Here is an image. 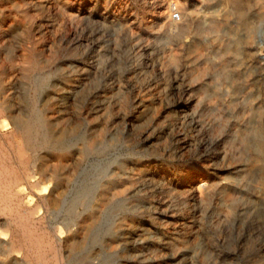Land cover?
<instances>
[{"label": "rangeland", "instance_id": "rangeland-1", "mask_svg": "<svg viewBox=\"0 0 264 264\" xmlns=\"http://www.w3.org/2000/svg\"><path fill=\"white\" fill-rule=\"evenodd\" d=\"M262 41L264 0H0V264H64L78 244V264H264V182L234 169L264 164V139L242 140L264 138ZM36 114L70 151L24 147L14 122Z\"/></svg>", "mask_w": 264, "mask_h": 264}, {"label": "bare ground", "instance_id": "bare-ground-1", "mask_svg": "<svg viewBox=\"0 0 264 264\" xmlns=\"http://www.w3.org/2000/svg\"><path fill=\"white\" fill-rule=\"evenodd\" d=\"M195 1V0H194ZM37 3V2H36ZM50 3V2H49ZM172 5V4H171ZM175 5V4H174ZM162 7V6H161ZM160 7V8H161ZM175 7V9H176V6H174ZM156 14V13H155ZM159 14V13H158ZM157 15V14H156ZM154 16V15H153ZM216 18V17H215ZM163 19V18H162ZM187 24H188V22H184V23H181V24H177V25H173V22H171V23H169L168 24V27L174 32V33H177V34H179V33H182L184 30H185V28L187 27ZM205 24V23H204ZM208 26H209V31H212V29H213V25H212V22L210 21L209 23H208ZM191 28V27H190ZM196 31H197V33L198 34H200V33H202V32H204V28H203V24L200 22V23H198L197 24V29H196ZM2 32V31H1ZM189 33V32H188ZM263 43H264V41H262ZM37 63V62H36ZM35 63V64H36ZM38 64V63H37ZM34 66V65H33ZM34 68V67H33ZM33 72V71H32ZM36 72V71H35ZM51 77H52V75H51ZM36 79V78H35ZM41 79H42V77H41ZM48 81V80H47ZM35 83H36V81H35ZM39 83V82H38ZM48 83V82H47ZM33 86V85H32ZM47 86V85H46ZM45 88V87H44ZM34 90V89H33ZM38 90V89H37ZM45 91V90H44ZM44 91H43V93H44ZM36 94V93H35ZM47 97V96H46ZM36 98V97H35ZM51 98V97H50ZM40 99V98H39ZM58 99V98H57ZM44 100V99H43ZM33 101V100H32ZM34 102V101H33ZM38 102V101H37ZM35 103V102H34ZM200 104V103H199ZM35 106V105H34ZM42 106V105H41ZM38 108V107H37ZM44 108V107H43ZM39 109V108H38ZM91 109V108H90ZM21 111V110H20ZM44 111V110H43ZM33 112V111H32ZM45 113H46V111H44ZM44 114V113H43ZM19 115V114H18ZM23 115V114H22ZM37 115V114H36ZM45 116V115H44ZM13 117H14V115H13ZM32 119V118H31ZM58 122H59V120H58ZM57 122V123H58ZM254 123V122H253ZM56 124V123H55ZM14 125H15V133H19V135H21L22 136V138L24 139V141H25V143H26V146H24V147H27V148H30L32 151H35L36 152V150L39 148V149H44V150H53V151H66V150H68V151H70V149H71V146L69 147H67V146H65V145H63V139H61V137L60 136H56V135H54L53 133H52V131L50 130V128L47 126V121L43 118V117H40V115H37V118L35 119V120H25V121H20V122H14ZM52 126H54V125H52ZM56 126V125H55ZM61 127V126H60ZM73 128V127H72ZM58 129H60V128H58ZM260 129V128H259ZM259 129H257V128H255V127H250L249 129H247V131L243 134V136H242V140L243 141H245V142H251V140L253 141L254 140V145H253V150L254 151H256V152H258L259 151V148H260V145H261V143L263 142V134H262V132L259 130ZM55 130V129H54ZM101 130V129H100ZM242 132V131H241ZM9 133V132H8ZM78 133V132H77ZM60 134V133H59ZM94 136H95V134H93ZM81 136V135H80ZM16 137V136H15ZM68 138V137H67ZM89 139V138H88ZM16 140V139H15ZM17 140H19V139H17ZM79 140V139H78ZM77 140V141H78ZM216 140V139H215ZM13 141V140H12ZM84 141V140H83ZM15 142V141H14ZM76 142V141H75ZM256 142V143H255ZM17 143V142H16ZM24 143V142H23ZM83 143V142H82ZM108 143V142H107ZM86 144V143H85ZM23 145V144H22ZM72 145V144H71ZM75 144H73V146H74ZM84 145V144H83ZM249 145V144H248ZM15 146V145H14ZM18 146V145H17ZM104 146V145H103ZM11 147V146H10ZM75 147V146H74ZM108 147V146H107ZM9 148V147H8ZM77 148H78V146H77ZM81 148H83V147H81ZM10 149V148H9ZM26 150V149H25ZM106 150V147L104 146V147H97V146H94V145H92V144H90L88 147H87V149H86V151L84 152V153H102V152H104ZM27 152H28V150H27ZM31 152V151H30ZM34 152V153H35ZM67 152V151H66ZM8 153V152H7ZM53 153V152H52ZM28 154H29V152H28ZM41 154V153H40ZM56 154V153H55ZM59 154V153H58ZM260 154V153H259ZM37 155V154H36ZM35 155V156H36ZM44 155V154H43ZM83 155V154H82ZM10 156V155H9ZM12 156V155H11ZM74 156V155H73ZM100 156V155H99ZM98 156V157H99ZM219 156H220V154H219ZM232 156V155H231ZM34 157V156H33ZM45 157V156H44ZM82 157H84V156H82ZM259 157H261L260 155H259ZM14 158V157H13ZM103 158V157H102ZM262 158V157H261ZM31 159V158H30ZM36 159V158H35ZM14 160V159H13ZM18 160V159H17ZM16 160V161H17ZM50 160V159H49ZM89 160V159H88ZM101 160V159H100ZM23 161V160H22ZM22 161H20V162H22ZM74 161V160H73ZM228 161H229V159H228ZM246 161V160H245ZM218 162V161H217ZM216 162V163H217ZM232 162V161H231ZM237 162V161H236ZM239 162V161H238ZM17 163V162H16ZM24 163V162H23ZM26 163V162H25ZM50 163V162H49ZM74 163V162H73ZM209 163V162H208ZM212 163V162H211ZM215 163V164H216ZM222 163V162H221ZM31 164H32V162H31ZM51 164H52V162H51ZM50 164V165H51ZM38 165V164H37ZM41 165V164H40ZM39 165V166H40ZM83 165V164H82ZM85 165V164H84ZM208 165V164H207ZM228 165V164H227ZM230 165V164H229ZM17 166V165H16ZM25 166V165H24ZM32 166V165H31ZM39 166H38V169H39ZM49 166V165H48ZM59 166V165H58ZM217 166H218V164H217ZM223 166V165H222ZM232 166V165H231ZM252 166H256L255 167V169H257V171L256 172H252V169H250ZM42 167V166H41ZM85 167V166H84ZM23 168V167H22ZM57 168V167H56ZM60 168V167H59ZM62 168V167H61ZM81 168V167H80ZM93 168V167H92ZM109 168V167H108ZM215 168V167H214ZM230 168H233V167H230ZM239 169V171L241 170L242 172H244L245 173V175L247 176V175H249V177L250 178H253V179H258V180H260L261 182H264V164L263 163H261V162H244V163H241V164H238V165H236V167H234V169ZM43 169H45V167L43 168ZM65 169V168H64ZM64 169H61L62 171L64 170ZM107 169V168H106ZM207 169V168H206ZM221 169H223V168H221ZM229 169V168H228ZM236 169V170H237ZM12 170V169H11ZM60 170V171H61ZM70 170V169H69ZM68 170V171H69ZM218 170V169H217ZM1 171V170H0ZM38 171V170H37ZM46 171V170H45ZM52 171H54L53 169H52ZM56 171H58V170H56ZM79 171H81V170H79ZM86 171V170H85ZM91 171V170H90ZM97 171V170H96ZM106 170H104V172H105ZM213 171V170H212ZM229 171V170H228ZM235 171V170H234ZM4 172V171H3ZM27 172V171H26ZM8 173V172H7ZM14 173V172H13ZM29 173V172H28ZM27 173V174H28ZM43 172H42V170H41V174H42ZM67 173V172H66ZM83 173V172H82ZM86 173V172H85ZM231 173V172H230ZM9 174V173H8ZM39 174H40V172H39ZM105 174V173H104ZM109 174V173H108ZM226 174V173H225ZM20 175V174H19ZM59 175V174H58ZM65 175V174H64ZM81 175V174H80ZM9 176V175H8ZM23 176V175H22ZM27 176V175H26ZM44 176V175H43ZM73 176V175H72ZM76 176V175H75ZM90 176V175H89ZM214 176V175H213ZM1 177V176H0ZM14 177H16V176H14ZM18 177V176H17ZM46 177V176H45ZM54 177V176H53ZM64 177V176H63ZM198 177V176H197ZM9 178V177H8ZM29 178V177H28ZM39 178V177H38ZM41 178V177H40ZM79 178V177H78ZM114 178V177H113ZM116 178V177H115ZM13 179V178H12ZM42 179V178H41ZM41 179H39V180H41ZM51 179V178H50ZM58 179V178H57ZM65 179H66V176H65ZM82 179V178H81ZM88 179V178H87ZM106 179V178H105ZM190 179V178H189ZM203 179V178H202ZM217 179V178H216ZM232 179H234V178H232ZM240 179H241V177H240ZM49 180V179H48ZM52 180V179H51ZM64 180V179H63ZM86 180V179H85ZM103 180V179H102ZM111 180V179H110ZM132 180V179H131ZM192 180L194 181L195 179H193L192 178ZM205 180V179H204ZM209 180V179H208ZM225 180V179H224ZM38 181V180H37ZM44 181V180H43ZM47 181V180H46ZM78 181V180H77ZM202 181V180H201ZM206 181V180H205ZM229 181V180H228ZM34 182V181H33ZM66 182V181H65ZM84 182V181H83ZM241 182H242V179H241ZM16 183H18V182H16ZM38 183V182H37ZM73 183V182H72ZM227 183V182H226ZM8 184V183H7ZM63 184V183H62ZM199 184V183H198ZM240 184V183H239ZM13 185H15V183L13 184ZM33 185V184H32ZM31 185V186H32ZM35 185H36V183H35ZM34 185V186H35ZM66 185V184H65ZM107 185V184H106ZM131 185V184H130ZM236 185V184H235ZM238 185V184H237ZM37 186V185H36ZM56 186V185H55ZM54 186V187H55ZM71 186V185H70ZM193 186H195V185H193ZM202 186H207V182H204V183H201L199 186H197L196 188H197V190H198V192L201 194L202 192H203V187ZM10 187V186H9ZM215 187V186H214ZM233 187V186H232ZM14 188V187H13ZM100 188V187H99ZM193 188V187H192ZM216 188H217V186H216ZM215 188V189H216ZM218 188H219V185H218ZM240 188V187H239ZM243 188V187H242ZM246 188V187H245ZM66 189V188H65ZM72 189V188H71ZM187 189V188H186ZM194 189V188H193ZM94 190H95V188H94V186L92 185V184H90V183H88V182H84L82 185H80V186H78V187H76L75 189H74V192L72 193V195H71V197L67 200V201H65V202H61L60 203V209L61 210H63L64 211V214H65V217L68 219V218H74L75 217V209H76V207L77 206H82L83 208H86L87 209V207H88V200H89V196L94 192ZM122 190V189H121ZM133 190V189H132ZM136 190V189H135ZM134 190V191H135ZM244 190V189H243ZM246 190V189H245ZM215 192H216V190H214ZM242 191V190H241ZM114 192V191H113ZM251 192V191H250ZM66 193V192H65ZM110 193V192H109ZM111 193H112V191H111ZM121 193V192H120ZM190 193V192H189ZM206 193V192H205ZM238 193V192H237ZM14 194H15V192H14ZM55 194V193H54ZM67 194V193H66ZM69 194V193H68ZM134 194H136V193H134ZM52 195V194H51ZM57 195H58V193H57ZM99 195V194H98ZM97 195V196H98ZM255 195V194H254ZM16 196H17V194H16ZM100 196H101V194H100ZM99 196V197H100ZM260 196V195H259ZM130 197H133V196H130ZM204 197V196H203ZM53 198V197H52ZM51 198V199H52ZM65 198V197H64ZM67 198V197H66ZM116 198V197H115ZM125 198H126V196H125ZM212 198H213V196H212ZM223 198V197H222ZM92 199V198H91ZM119 199V198H118ZM129 199V198H128ZM135 199V198H134ZM55 200V199H54ZM207 200H208V198H207ZM51 201V200H50ZM59 201H60V199H59ZM98 201H100V199L98 200ZM104 201V200H103ZM235 201V200H234ZM49 202V201H48ZM52 202V201H51ZM57 202V201H56ZM118 202V201H117ZM199 202V201H198ZM243 202V201H242ZM247 202V201H246ZM53 203V202H52ZM91 203V202H90ZM106 203V202H105ZM104 203V204H105ZM136 203V202H135ZM211 203V202H210ZM43 204L45 205V203L43 202ZM130 204V203H129ZM238 204V203H237ZM252 204V203H251ZM51 205V204H50ZM58 205V204H57ZM56 205V206H57ZM95 205V204H94ZM126 205V204H125ZM254 205V204H253ZM54 206V205H53ZM56 206H54L55 207V209L57 208ZM91 206V205H90ZM108 206V205H107ZM124 205H121L120 203H112V204H110V206H109V208L110 209H114V208H118V207H123ZM127 206H128V203H127ZM131 206V205H130ZM136 206V205H135ZM96 207V206H95ZM102 207H105V206H103L102 205ZM137 207V206H136ZM236 206H234V208H235ZM249 207H250V204H249ZM37 208V207H36ZM49 208V207H48ZM52 208V207H51ZM94 208V207H93ZM108 208V209H109ZM124 208H125V206H124ZM130 208V207H129ZM248 208V207H247ZM246 208V209H247ZM99 209V208H98ZM101 209V208H100ZM137 209V208H136ZM241 209V208H240ZM243 209V208H242ZM104 210V209H103ZM106 210V209H105ZM131 210V209H130ZM28 211H30V210H28ZM50 211V210H49ZM81 211V210H80ZM79 211V212H80ZM97 211V210H96ZM232 211V210H231ZM235 211H236V209H235ZM238 211V210H237ZM31 212V211H30ZM90 212V211H89ZM99 212V211H98ZM126 212V211H125ZM29 213V212H28ZM47 213V212H46ZM49 213V212H48ZM58 213V212H57ZM120 213V212H119ZM237 213V212H236ZM19 214V213H18ZM89 214V213H88ZM105 214V213H104ZM122 213H120V215H121ZM128 214V213H127ZM129 214H131V213H129ZM135 214H137V213H135ZM134 214V215H135ZM33 215V214H32ZM55 215V214H54ZM90 215V214H89ZM229 215H231V213L229 214ZM12 216V215H11ZM31 216V215H30ZM59 216V215H58ZM97 216V215H96ZM237 216V215H236ZM3 217V216H2ZM16 217V216H15ZM18 217H19V215H18ZM20 217H22V216H20ZM27 217V216H26ZM78 217V216H77ZM76 217V218H77ZM82 217V216H81ZM80 217V218H81ZM95 217V216H94ZM93 217V219H97L96 217L94 218ZM242 217V216H241ZM90 218V217H89ZM110 218V217H109ZM108 218V219H109ZM233 218H234V216H233ZM232 218V219H233ZM8 219V218H7ZM55 219V218H54ZM104 219H106V218H104ZM6 220V219H5ZM70 220V219H69ZM75 220V219H74ZM87 220H89V219H87ZM92 220V219H91ZM107 220V219H106ZM236 220V219H235ZM26 221V220H25ZM57 221V220H56ZM68 221V220H67ZM66 221V222H67ZM101 220H99V222H100ZM222 221V220H221ZM238 221H240V220H238ZM2 222V221H1ZM10 222V221H9ZM14 222H15V220H14ZM23 222V221H22ZM32 222H34V219H33V221ZM43 222V221H42ZM65 222V223H66ZM69 222V221H68ZM106 222V221H105ZM35 223V222H34ZM71 223V222H70ZM131 223V222H130ZM6 224V223H5ZM10 224V223H9ZM1 225H2V223H1ZM21 225H23V224H21ZM28 225V224H27ZM32 225V224H31ZM36 225V224H35ZM38 225V224H37ZM40 225V224H39ZM69 225V224H68ZM86 225H87V223H86ZM85 225V226H86ZM108 225V224H107ZM115 225H116V223H115ZM123 225V224H122ZM5 226V225H4ZM34 226V225H33ZM90 226V225H89ZM103 226V225H102ZM26 227V226H25ZM35 227V226H34ZM71 227V226H70ZM12 228V227H11ZM15 228V227H14ZM24 228V227H23ZM90 228V227H89ZM114 228V227H113ZM120 228V227H119ZM42 229V228H41ZM101 229V228H100ZM111 229V228H110ZM33 230V229H32ZM109 230V229H108ZM119 230V229H118ZM83 231V230H82ZM92 231V230H91ZM22 232V231H21ZM24 232V231H23ZM26 232V231H25ZM117 232V231H116ZM113 233V232H112ZM118 233H120V232H118ZM117 233V234H118ZM22 234V233H21ZM24 234V233H23ZM22 234V235H23ZM35 234V233H34ZM106 234H108L107 232H106ZM16 235V234H15ZM25 235V234H24ZM42 236V235H41ZM41 236H39V237H41ZM44 236V235H43ZM15 237V236H14ZM21 237H23V236H21ZM83 237V236H82ZM89 237V238H88ZM87 238H88V242L89 243H93V242H95L96 240H97V235H96V233H95V231L93 230L91 233H90V235L88 236ZM104 237V236H103ZM102 237V238H103ZM113 237V236H112ZM38 238V237H37ZM87 238H86V240H87ZM23 239H24V237H23ZM29 239V238H28ZM35 239V238H34ZM42 239V238H41ZM40 239V240H41ZM55 239V238H54ZM35 240H37V239H35ZM75 240V239H74ZM79 240H81V239H79ZM99 240V239H98ZM107 240V239H106ZM1 241H3V240H1ZM5 241V240H4ZM10 241H12L11 239H10ZM10 241H8L9 243H10ZM102 241V240H101ZM15 242V241H14ZM31 242V241H30ZM38 242V241H37ZM42 242V241H41ZM57 242V241H56ZM61 242V241H60ZM76 242V241H75ZM98 242V241H97ZM110 242V241H109ZM26 243V242H25ZM39 243V242H38ZM46 243H48V242H46ZM96 243V242H95ZM100 243V242H99ZM7 244V243H6ZM36 244V243H35ZM40 244V243H39ZM78 244V243H77ZM110 244H112L111 242H110ZM11 245V244H10ZM30 244H28V246H29ZM51 245V244H50ZM49 245V246H50ZM52 245H54V244H52ZM87 245V244H86ZM96 245V244H95ZM14 246H15V244H14ZM59 246V245H58ZM11 247V246H10ZM54 247V246H53ZM61 247V246H60ZM66 247V246H65ZM84 247H85V244L84 245H75V246H72V249H71V253H70V256H69V258H68V260L67 261H65L64 262V264H78V263H76V260H77V257H79V255L83 252V250H84ZM93 247V246H92ZM44 248V247H43ZM101 248H102V246H101ZM111 248V247H110ZM3 249V248H2ZM52 249V248H51ZM56 249V248H55ZM62 249H64V248H62ZM61 249V250H62ZM68 249V248H67ZM31 250V249H30ZM37 251H38V249H36ZM42 250V249H41ZM47 250V249H46ZM53 250V249H52ZM60 250V251H61ZM3 251V250H2ZM5 251V250H4ZM28 251V250H27ZM56 251V250H55ZM87 251V250H86ZM42 252V251H41ZM45 252V251H44ZM49 252V251H48ZM47 252V253H48ZM59 252V251H58ZM62 252V251H61ZM46 253V252H45ZM57 253V252H56ZM56 253H54V255L56 254ZM47 255V254H46ZM60 255V254H59ZM69 255V254H68ZM31 256V255H30ZM36 256H38V255H36ZM42 255H40V257H41ZM62 256V255H61ZM84 256V255H83ZM54 257V256H53ZM38 258V257H37ZM55 259L54 260H56V258H57V256L56 257H54ZM58 258H60V257H58ZM57 258V259H58ZM42 259V258H41ZM45 259H47V258H45ZM84 259V258H83ZM86 259V258H85ZM59 260V259H58ZM44 261V260H43ZM43 261H41V262H43ZM47 261V260H46ZM57 263H58V261H57Z\"/></svg>", "mask_w": 264, "mask_h": 264}, {"label": "built area", "instance_id": "built-area-1", "mask_svg": "<svg viewBox=\"0 0 264 264\" xmlns=\"http://www.w3.org/2000/svg\"><path fill=\"white\" fill-rule=\"evenodd\" d=\"M171 14L173 15V16H172L173 18H174V17L176 18V17L179 16L177 12H172ZM260 56H261V58H262L263 61H264V48L261 49V51H260Z\"/></svg>", "mask_w": 264, "mask_h": 264}]
</instances>
